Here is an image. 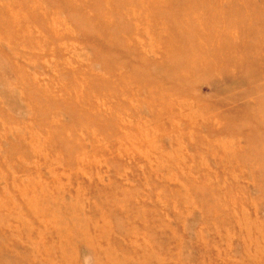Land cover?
Returning <instances> with one entry per match:
<instances>
[{"label": "rangeland", "instance_id": "1", "mask_svg": "<svg viewBox=\"0 0 264 264\" xmlns=\"http://www.w3.org/2000/svg\"><path fill=\"white\" fill-rule=\"evenodd\" d=\"M0 264H264V0H0Z\"/></svg>", "mask_w": 264, "mask_h": 264}]
</instances>
